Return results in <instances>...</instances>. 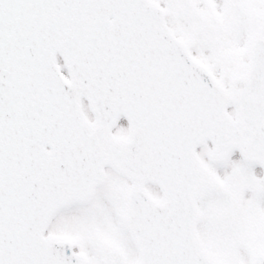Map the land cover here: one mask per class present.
<instances>
[{
    "label": "snow or ice",
    "instance_id": "1",
    "mask_svg": "<svg viewBox=\"0 0 264 264\" xmlns=\"http://www.w3.org/2000/svg\"><path fill=\"white\" fill-rule=\"evenodd\" d=\"M0 264H264V0H0Z\"/></svg>",
    "mask_w": 264,
    "mask_h": 264
}]
</instances>
